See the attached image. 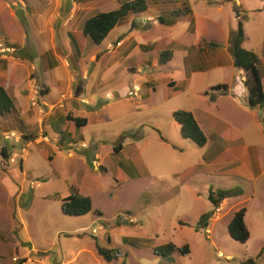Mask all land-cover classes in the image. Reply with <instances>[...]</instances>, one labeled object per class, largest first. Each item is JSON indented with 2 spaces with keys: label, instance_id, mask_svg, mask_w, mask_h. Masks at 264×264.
I'll return each mask as SVG.
<instances>
[{
  "label": "rangeland",
  "instance_id": "1",
  "mask_svg": "<svg viewBox=\"0 0 264 264\" xmlns=\"http://www.w3.org/2000/svg\"><path fill=\"white\" fill-rule=\"evenodd\" d=\"M121 1L0 0V49L8 46L4 38L15 44L7 53L0 52V73L5 74L2 78L8 93L12 97L17 94L13 98L15 107L29 106L30 102L42 112L48 109L38 99L45 79L50 85V92L44 97L48 103L57 101L60 93H67L65 85L73 78L86 83L84 94L90 104L93 100L96 104L95 113L86 114V125L78 128L86 147L75 144L70 150L58 148L52 130L47 134L48 140L25 142L20 136L16 142L19 130L12 129L16 136L12 135L3 123L8 114L0 115V148L5 147L8 154L6 159L0 154V264H18L17 259L21 258L26 259L24 264H241L249 258L255 259V264H264V122L259 117V107L242 101L232 108L223 98L217 100L219 111L214 115L209 113L214 121L203 129L208 146L221 141L219 133L227 126L232 130L222 139L226 143L241 140L245 145L242 153L246 157L234 169L225 167L228 151L207 165L202 158L205 149L183 139L172 118V111L176 109L191 110L194 114L206 111L207 101L211 103L214 99L210 100V89V95L196 94L200 87H209L218 81L231 83L235 77L239 80L240 70L230 63L231 40L238 20L245 34V47L262 57L259 66L263 69L264 0H178L180 7L184 1L187 8V13L181 15L182 23L190 18L196 20L198 27L206 31L205 41H212L226 54L221 55L220 66L204 71L194 89L176 95L167 86L166 77L170 73L161 65L152 69L140 62L141 71L130 73L123 69L122 57L111 58L117 47L111 40L116 36L126 37L131 29L144 32L143 43L161 38L168 42L182 31L180 23L169 28L157 19L149 22V15H158L152 3L145 12L131 15L119 27H114L100 44L84 40V58L79 64L76 63L78 55H69L66 31L78 27L73 21L75 14L79 12L81 21L95 13L115 9ZM159 3L165 9L174 8V0ZM239 3L242 5L236 6ZM65 7L69 8L63 11ZM39 11L47 14L40 18ZM51 12L54 17L48 19ZM70 21L73 22L69 25ZM44 53L56 65L47 71L42 69ZM180 58L181 54L176 52L175 62ZM63 59L69 65L65 66ZM3 64H7L5 69ZM84 71L88 74L82 80L79 76ZM140 75H151L155 90L144 85L138 95L128 99L127 92ZM171 77L179 79L178 73ZM27 82L38 85L30 90L25 87ZM262 84L264 91V76ZM24 91L32 97L30 101ZM107 92L116 100L109 101ZM142 92L149 96L142 97ZM62 99L59 105L64 103ZM35 121L37 118H32L31 130L39 131ZM42 129L38 135H46ZM127 141L133 142L135 149H127ZM118 143L124 149L114 152L113 147ZM23 147L25 151L21 152ZM68 151L76 155L70 157ZM94 153H98L105 171L93 169L90 158ZM13 154L15 161L9 162ZM220 161L224 162L220 164ZM120 163L129 168L119 170ZM195 164L198 165L194 171L186 172L185 169ZM233 173L242 176L234 178ZM71 185L91 198L92 211L88 214L62 213L61 200L68 195ZM237 186L243 189L241 206L246 208L245 221L250 232L244 243L232 239L227 232L235 199L231 197L223 207L219 205L218 212L207 199L210 190ZM210 212L213 215L206 227L200 226L199 217ZM169 242L179 248L187 244L189 252L162 256L155 248ZM96 245L118 250L116 259L104 261L97 254Z\"/></svg>",
  "mask_w": 264,
  "mask_h": 264
},
{
  "label": "crops",
  "instance_id": "2",
  "mask_svg": "<svg viewBox=\"0 0 264 264\" xmlns=\"http://www.w3.org/2000/svg\"><path fill=\"white\" fill-rule=\"evenodd\" d=\"M174 4H177V6L180 5L178 0H174ZM241 5H242L241 3H239L238 5L236 4V6H238V7H240ZM155 6H156L157 12H159V10L161 8H163V9L165 8V6L163 4H160L159 2H157L155 4ZM68 8L69 7H65L63 9V11H66ZM54 10H55V8H54ZM39 14L41 15L40 16V18H41L43 15L47 14V12L39 11L38 15ZM55 15H58L57 11L55 12ZM79 15L80 14L78 12V14H75V16L73 18L75 26H78V27L76 28V30H71V29L69 30L68 29L66 31L67 36H68V32L77 33L79 31H81V28H82V25H83V22L85 19H82L81 21H79L80 20ZM156 16H152V15L150 16L149 15V17H148L149 22L150 21L154 22L156 20ZM53 17H54V13L51 12L49 14L48 19H53ZM150 17H152V19H150ZM182 20H183V17H181L178 21H176L172 25L163 24V26H166L169 28H174L177 25L179 26V23H180V28L182 30L181 32H178L175 39H170L171 41L169 40L168 42L164 41L165 38H161L160 40H157L154 42L143 43L141 41V37L144 35V32L140 33V32H138V30L136 28L129 30L128 34L124 38L116 36L113 40H111V42L115 43L117 41H121V44L119 46H117L112 51L113 55L111 56V58H114L115 56L118 58L122 57L123 58V61H122L123 69H125L126 71H128L130 73H135V72L141 71V67L139 65L140 62L146 64V66H147L146 68L154 69L158 65H160V64H158V54L161 51H165V50L171 51V53H172L171 58L166 63L161 65L163 67L162 69L164 71H167L170 73V76L166 77V78H168L167 86L169 88H171V90L174 92L173 94H175V95L179 92H182L183 90H188V89L190 90V88H191V90L194 89V87L197 84L196 80L198 78H200V81H201L204 71L220 66V64H221L220 63L221 62L220 57L225 52L223 50H222L223 52H221L219 46H216V45L211 46L210 42H212V41H210V42L205 41V38H206L205 32L206 31H205V29L198 27L196 20H194L193 18H190L188 20L184 19L185 20L184 23H182ZM73 21H70L69 25ZM185 23L187 25H184ZM119 26L120 25H116L115 27H119ZM133 27H134V22H133V26L131 28H133ZM244 40L245 41H243V44H242L243 47H245V42H246V39H244ZM69 44H70L69 46L71 49L70 53H69V55H70V54H73L75 52V49H74V46H73L72 42L70 41V39H69ZM5 47L10 48V49L13 48V46H5ZM210 49H212V50L210 51ZM215 49H217V50H215ZM223 49H225V48H223ZM176 52H179L181 54V58L179 61L175 62ZM2 56L4 57V54H2ZM82 58H84V54H82V51H81L80 56L78 57L79 60L77 59L76 63L79 64L81 62ZM134 59H136V60L130 61V60H134ZM63 60H64L63 63L65 66L69 65L66 59H63ZM230 63L232 64V60ZM45 64H47V62ZM6 66H7V64H3L2 68L5 69ZM232 66H233V64H232ZM120 67L121 66H119V69H120ZM42 69H43V66H42ZM45 71H47V70H45ZM176 73H178V75H179L178 81L174 80V77H171ZM81 74L82 75H81V77L79 76V78L83 80V79H85L83 77H86L88 73H87V71H84ZM238 74L240 75L239 80L235 77V80L232 81L231 83L218 81L217 83L212 84L209 87H202V88L200 87V89L197 88L199 91H197L196 94L199 93V94L203 95L205 92H208V90L212 86H214L216 84H226L228 86V89L225 93H223V94L222 93H214V96L216 98H214V100L211 103L207 101V104L205 105V109L207 112L203 111L204 109L201 108V109H203L202 111H199V113L196 112V114H194L199 125H200V127H201V129H202V131H203L204 127L209 124V122L214 121V116L210 115L209 113H212L214 115L215 113H217L219 111L220 106H219V103L217 102V100H221L223 98L227 99L226 103L229 105H232V108H235L242 101H247V103H248L247 96L246 97L244 96V95H247V91H246V88H245L244 83H243L244 77H243L242 71L241 70L238 71ZM0 76L5 77V74L0 73ZM110 79H111V77L107 78L106 81H109ZM45 80H46V82L44 81L40 85L41 89H42V87H43V89L40 90V92H39L40 97L38 98L41 106H43L44 108L48 107V109H46L44 112H42V109L39 107L34 108L32 105H30V102H29V106H24V107L21 106L20 108L17 109L15 107V104L13 101V105L15 107V114H13V116H16L20 119V123L17 122V127H18L17 129L19 130V131L18 130L17 131L20 133L19 136H21L23 141H25V142L32 141V140H34L35 142H42V140H48L47 134L49 132H51V130H52L55 133V135L53 137V141L57 144L59 149L67 147L70 150L73 145L75 146V144H79V147H81V148L86 147L85 139H84L82 133H79L78 128H82L83 126L86 125L87 119H86L85 115L90 113V112L95 113L94 110L96 109L95 108V105H96L95 101L93 100L92 101L93 104H90L91 102L88 101L89 99L84 94V92L86 91V89H85L86 83L84 81H78L77 82L76 79L74 80L72 78V80L65 85V90L67 91V93H63V92L60 93L57 101H51L48 103L44 100V97L47 94H49L50 85L47 82V79H45ZM153 81L154 80H153L151 75H140V77H138L134 80L133 85H138L139 92H140V90L143 89L144 85H150V86H152V89L155 90L153 87ZM36 84L38 85V83H36V82H27V85H25V87L30 89V90H33V87L37 86ZM175 90H179V91L175 92ZM91 91H92V89H91ZM24 93H26V92L24 91ZM26 94H27L26 97H28V99L30 101V98L32 99V97L30 96V94H28V93H26ZM106 94L109 98V101H115L116 100L115 97L112 96L110 93L107 92ZM16 95L17 94H14V96L12 97V100ZM61 95H64L65 100H64L63 104L59 105L58 102H60V100L61 101L63 100L61 98ZM169 95H172V93ZM141 96L146 97L149 95H147L146 92H142ZM130 98L131 97L128 96V99H130ZM163 98L164 97H162V100H163ZM57 105H59L60 107H57ZM189 111H191V110H189ZM34 117L37 118V121H35V122H37V123H35V126L38 127L39 131H37L36 128H34L35 130H31L32 128L30 127V125H31V123H33L32 118H34ZM68 117L84 118L85 121L83 122V125L78 126V125H74L73 121L68 119ZM8 118L9 117H6L7 121L3 122L5 125L9 124ZM253 119H254V115H253ZM79 123H81V120H79ZM42 127L46 131V135H41V134L38 135L39 132L40 133L43 132ZM73 128H74L75 135L71 136V131ZM230 129L232 130V128L230 126H227L223 129H221V131L219 133V139L221 138V141L216 140L215 142H213L209 146H208V142H206V144L202 147L205 149L204 153L202 155V158L205 160L207 165L214 163V161H216V160H218V158H220L219 154H221L222 152H227V151L229 152V154H228V161L226 162L227 165L225 167H232L233 166V169H234V168L240 167V165L242 164L243 158L246 157L242 153L243 152V146H244V150H245V145L241 144V140L236 141L235 142L236 144H235V143H226L222 139V136L229 135L228 130H230ZM10 130H11L10 131L11 133H15V131H13L12 129H10ZM211 134H212V132H211ZM235 134L238 135L237 132H235ZM32 135H34V138H31ZM125 147L127 149L133 150V149H135L134 148L135 144L131 141H127ZM1 148H2V146H1ZM123 149H124L123 145H121V149L119 151H122ZM67 155L70 157H73L76 154L73 151H68ZM211 155H212V157H211ZM92 162H94V164ZM128 162H130V161L128 160ZM223 162L224 161H220L219 163L221 164ZM90 163L93 166V169H95V170H97L99 168H102L104 171L106 170V168L103 167V165L99 161L98 153L93 154V156L90 158ZM197 165L198 164H195L192 166H195V168H196ZM202 165H203V162H202ZM192 166H190V167H192ZM190 167H188L185 170L187 171ZM225 167H223V168H225ZM117 168L119 170L120 169L123 170V169L129 168V167L125 163H123V164L120 163ZM247 169H248V167H247ZM232 176L234 178H239L242 175L237 174V173H233ZM237 187H239V186H237ZM225 189H228V188H225ZM20 198H21V196L19 194V200H20ZM232 198L235 199V203H234L235 205L230 209L231 214L235 210H238L239 208H242V207L245 209V212H246V208L244 206H241V205H243L242 203L244 202V200L242 199L243 198V192L240 196H236V197H232ZM230 199H231V197L222 200V202L220 203V206L223 207L225 204L228 203V201ZM244 219H245V216H244ZM245 223H246V221H245Z\"/></svg>",
  "mask_w": 264,
  "mask_h": 264
},
{
  "label": "trees",
  "instance_id": "3",
  "mask_svg": "<svg viewBox=\"0 0 264 264\" xmlns=\"http://www.w3.org/2000/svg\"><path fill=\"white\" fill-rule=\"evenodd\" d=\"M161 0H123L119 6L115 9L108 11H101L95 13L94 15L88 17L83 22L81 31L74 33L68 32V37L72 42L75 55L80 56V53L83 48L84 40L89 39L95 45H98L102 40L108 35V33L116 26L121 25L128 20L131 15H136L146 11L150 3L156 4ZM173 10L168 7L167 9L161 8L156 16V19L159 24L163 25H172L181 18L183 13H187V8L184 1L182 2L181 7L174 4ZM133 23H131V27ZM244 31L242 28L241 21H237L236 32L233 35L231 40V55H232V64L233 66L242 71L243 74V83L247 91L248 104L251 107L260 106L264 102V92H263V76H264V65L261 70L260 64H262V57L251 49H246L243 47L244 41ZM4 41L8 46H14L15 44L9 39L4 38ZM211 45H215L210 42ZM172 56L171 51L165 50L161 51L158 54V64L162 65L166 63ZM52 58V57H51ZM41 59L44 63V69L49 70L55 66V60L52 58L50 60V55L44 53L41 55ZM47 62V64H45ZM171 85V84H170ZM228 89L226 84H216L210 88L211 95L208 92H205L204 95H210V100L214 99V93H225ZM179 90H175L177 92ZM8 114L9 124H6L10 129L18 128L17 122L20 123V119L15 114V107L13 105L12 96L8 93L6 87L3 83V78L0 77V115ZM6 118V117H4ZM173 120L179 126V133L183 139L191 141L197 147H203L207 142V136L202 131L194 113L189 110L178 109L172 112ZM72 120L74 125L81 126L85 121L84 118L77 117H68ZM257 119V118H256ZM81 120V123H79ZM34 138V135L31 136ZM121 149V144L118 143L113 147L114 152H118ZM0 154L4 159L8 158L7 151L5 147L0 149ZM21 162V161H20ZM195 166L190 167L186 172L193 171ZM135 170L134 167L130 168ZM127 174L132 177L130 170H127ZM243 190L240 187L228 188V189H218L216 191L210 190L207 199L211 202L214 209L217 208L222 200L229 197H236L242 194ZM61 211L65 215L69 216H83L92 211V201L88 195L82 194L79 189L71 185L69 187V193L67 196L61 200ZM213 215V212L204 213L199 217L198 224L200 226L207 225V220ZM245 209L239 208L234 211L227 223V232L229 236L241 243H244L248 240L250 232L245 223ZM159 250V254L162 256L170 255L174 252L179 254H187L189 252V247L187 244L183 245L181 248L175 244L169 242L155 248ZM97 254L106 262H111L113 259H116L115 253H118V250L114 248L103 249L96 245ZM261 251L259 252V254ZM18 264H24L26 259L21 258L18 260ZM255 259L249 258L241 264H255Z\"/></svg>",
  "mask_w": 264,
  "mask_h": 264
},
{
  "label": "built area",
  "instance_id": "4",
  "mask_svg": "<svg viewBox=\"0 0 264 264\" xmlns=\"http://www.w3.org/2000/svg\"><path fill=\"white\" fill-rule=\"evenodd\" d=\"M120 44H121V41H117L116 42V46H118ZM9 49L10 48H7V47L6 48H1L0 49V52L5 53V52L9 51ZM138 92H139V87L136 86V85H134L133 88H131L127 92V96H129V97L136 96V95H138ZM61 98H64V95H61ZM258 107H259V117L264 122V102L260 106H258ZM12 135L16 136L15 133H12ZM5 137H8V134H5ZM19 140H20V136L19 137H15V141L16 142H18ZM24 151H25V148L23 147L21 149V152H24ZM14 157H15V154H13V156H11L9 158V162H14L15 161V158ZM214 210L218 212L220 210L219 206L217 208H215ZM13 259L15 260V258H13Z\"/></svg>",
  "mask_w": 264,
  "mask_h": 264
}]
</instances>
